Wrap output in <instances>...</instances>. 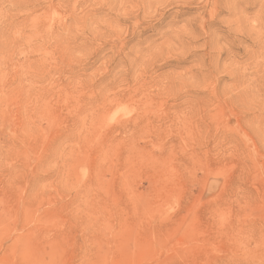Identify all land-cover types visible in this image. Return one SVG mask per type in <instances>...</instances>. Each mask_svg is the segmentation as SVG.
<instances>
[{"label":"rangeland","instance_id":"obj_1","mask_svg":"<svg viewBox=\"0 0 264 264\" xmlns=\"http://www.w3.org/2000/svg\"><path fill=\"white\" fill-rule=\"evenodd\" d=\"M0 264H264V0H0Z\"/></svg>","mask_w":264,"mask_h":264}]
</instances>
